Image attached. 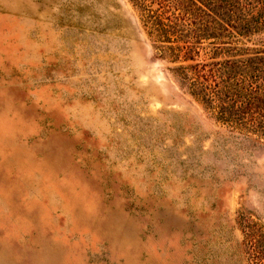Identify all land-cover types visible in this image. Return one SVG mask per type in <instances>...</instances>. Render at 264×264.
Returning <instances> with one entry per match:
<instances>
[{
  "label": "rangeland",
  "instance_id": "1",
  "mask_svg": "<svg viewBox=\"0 0 264 264\" xmlns=\"http://www.w3.org/2000/svg\"><path fill=\"white\" fill-rule=\"evenodd\" d=\"M174 65L130 0H0V264H255L264 140Z\"/></svg>",
  "mask_w": 264,
  "mask_h": 264
},
{
  "label": "trees",
  "instance_id": "2",
  "mask_svg": "<svg viewBox=\"0 0 264 264\" xmlns=\"http://www.w3.org/2000/svg\"><path fill=\"white\" fill-rule=\"evenodd\" d=\"M161 58L190 94L216 110L234 140H264V0H130ZM200 50L210 56L199 61ZM249 223V222H248ZM255 264H264V234L247 225Z\"/></svg>",
  "mask_w": 264,
  "mask_h": 264
}]
</instances>
